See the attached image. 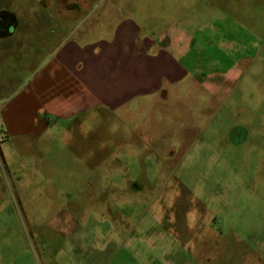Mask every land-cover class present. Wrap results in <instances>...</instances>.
<instances>
[{
	"label": "rangeland",
	"instance_id": "1",
	"mask_svg": "<svg viewBox=\"0 0 264 264\" xmlns=\"http://www.w3.org/2000/svg\"><path fill=\"white\" fill-rule=\"evenodd\" d=\"M128 1L188 74L0 143V264H264V0ZM3 10L2 101L61 34Z\"/></svg>",
	"mask_w": 264,
	"mask_h": 264
},
{
	"label": "crops",
	"instance_id": "2",
	"mask_svg": "<svg viewBox=\"0 0 264 264\" xmlns=\"http://www.w3.org/2000/svg\"><path fill=\"white\" fill-rule=\"evenodd\" d=\"M41 1L53 6L46 16L52 19V33L61 34L40 66L0 100L5 141L37 136L56 119L92 108L117 110L186 78L187 68L163 43L166 33H150L134 12L124 11L133 8L128 0ZM16 29H6L5 39ZM21 46L17 40L11 45Z\"/></svg>",
	"mask_w": 264,
	"mask_h": 264
},
{
	"label": "trees",
	"instance_id": "3",
	"mask_svg": "<svg viewBox=\"0 0 264 264\" xmlns=\"http://www.w3.org/2000/svg\"><path fill=\"white\" fill-rule=\"evenodd\" d=\"M15 26L14 14L8 11H0V37L7 35L6 29Z\"/></svg>",
	"mask_w": 264,
	"mask_h": 264
},
{
	"label": "built area",
	"instance_id": "4",
	"mask_svg": "<svg viewBox=\"0 0 264 264\" xmlns=\"http://www.w3.org/2000/svg\"><path fill=\"white\" fill-rule=\"evenodd\" d=\"M6 140V134L0 131V143Z\"/></svg>",
	"mask_w": 264,
	"mask_h": 264
},
{
	"label": "flooded vegetation",
	"instance_id": "5",
	"mask_svg": "<svg viewBox=\"0 0 264 264\" xmlns=\"http://www.w3.org/2000/svg\"><path fill=\"white\" fill-rule=\"evenodd\" d=\"M239 133H240L239 131L234 132L232 140H234L235 134L239 135Z\"/></svg>",
	"mask_w": 264,
	"mask_h": 264
}]
</instances>
